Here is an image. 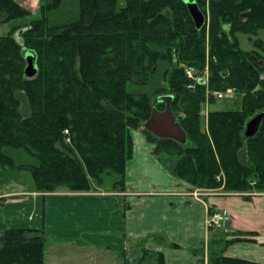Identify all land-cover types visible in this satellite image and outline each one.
Segmentation results:
<instances>
[{"label": "trees", "instance_id": "16d2710c", "mask_svg": "<svg viewBox=\"0 0 264 264\" xmlns=\"http://www.w3.org/2000/svg\"><path fill=\"white\" fill-rule=\"evenodd\" d=\"M62 1L40 0L38 17L0 35V173L29 170L39 192L97 191L116 174L111 191H125L133 131L142 128L177 179L250 193L247 200L264 193V117L255 134H246L248 122L264 112V0H78L77 20L52 25L49 14ZM187 1L204 13L201 27ZM32 13L21 0H0L3 23ZM239 34L249 36L252 49L241 46ZM27 51L35 56L32 77ZM160 62L167 65L162 85L130 90L147 85ZM228 88L241 95L240 108L211 110L205 121L203 106ZM166 95L187 142L144 128L155 108L165 110L166 102L155 99ZM10 149L27 163H17ZM234 235L221 252L253 241L247 236L255 232ZM45 251L43 228L0 233V264H44ZM158 264H165L162 254ZM207 264L258 263L220 254Z\"/></svg>", "mask_w": 264, "mask_h": 264}, {"label": "crops", "instance_id": "0c3cea01", "mask_svg": "<svg viewBox=\"0 0 264 264\" xmlns=\"http://www.w3.org/2000/svg\"><path fill=\"white\" fill-rule=\"evenodd\" d=\"M133 138L125 191L61 187L39 192L34 185L0 193V233L43 228L44 264H144L147 258L158 264L159 254L165 264H207L220 254L264 264V193L247 200L243 193L218 188L194 197L193 187L167 170L140 130L133 131ZM211 212L227 219L211 229ZM237 231L255 232L247 236L253 241L230 244L221 252L223 241Z\"/></svg>", "mask_w": 264, "mask_h": 264}, {"label": "rangeland", "instance_id": "374dc122", "mask_svg": "<svg viewBox=\"0 0 264 264\" xmlns=\"http://www.w3.org/2000/svg\"><path fill=\"white\" fill-rule=\"evenodd\" d=\"M21 3L24 6H27L28 9H30L31 12H33V13L27 17L16 19V20H13V21H10L7 23H3L0 21V35H6L10 31L12 26H15V27L16 26H25L26 24H28L31 21V19L38 17L40 15L38 13V11H36L38 6H32L29 3L25 2L24 0H21ZM78 18H79L78 0H63L61 6L49 14L50 24H52V25L53 24L67 23L70 21L77 20ZM19 31L17 33H15V35L17 37L19 36ZM248 37H249L248 35L239 34L241 46L246 50L252 49V43L250 42ZM259 37L264 39V31H260ZM26 54H27V56L33 55V53L31 51H27ZM166 68H167L166 63L160 62L158 65L157 71L154 75V78L147 85H139V86L131 85L130 90L135 91V92L136 91L149 92L155 86L162 85V83H163V72ZM155 101H156V99H155ZM240 102H241V95L237 92L234 93L233 97L225 96L222 99L216 98V101L214 103L209 104V105L206 104L203 106L202 115L205 118L207 111H209V110L213 111L215 109H229V110L239 109L240 108ZM203 124H204V122H203ZM205 126L203 125V128ZM138 130L141 131L142 128H140ZM185 142H187V141H185ZM9 153L15 158L17 163H23V162H26L29 160L26 157V155H23L21 152H19L17 150L10 149ZM165 162L167 164L171 163L170 161H165ZM117 179H118V175H116V174L108 177L107 183H106L104 189H110L111 190L112 182L114 180H117ZM185 183H187V182H185ZM190 186H192V185H190ZM24 188L25 189L34 188V180H33L31 172L29 170H25V169H12L9 167H5L3 169V173H0V193H3V192L9 193V192H14V191L21 190V189L24 190ZM219 188H222V187H219ZM193 189L194 190L190 194L193 195L194 197L200 198L202 196H206V195L211 194L212 192H215V190L218 188L210 189V188L193 187ZM243 194L246 195V194H250V193H243ZM259 194H262V193H259ZM109 264H112V262ZM113 264H121V261L113 262ZM144 264H154V262L150 258H147L145 260ZM201 264H203V263H201Z\"/></svg>", "mask_w": 264, "mask_h": 264}, {"label": "water", "instance_id": "95a60500", "mask_svg": "<svg viewBox=\"0 0 264 264\" xmlns=\"http://www.w3.org/2000/svg\"><path fill=\"white\" fill-rule=\"evenodd\" d=\"M187 3L190 14L194 19L196 26L201 27L205 22L204 13L196 2L187 1ZM26 60V74L32 77L37 72L35 56H27L26 54ZM172 98L173 97L171 95L159 96L156 98L157 102H166V108L163 111L155 108L152 111L150 118L145 122L144 128L148 129L159 137H169L177 139L181 142H185L186 134L171 110ZM263 117L264 112L260 113L248 122L246 127L247 135H253L257 132Z\"/></svg>", "mask_w": 264, "mask_h": 264}, {"label": "built area", "instance_id": "2783aa9c", "mask_svg": "<svg viewBox=\"0 0 264 264\" xmlns=\"http://www.w3.org/2000/svg\"><path fill=\"white\" fill-rule=\"evenodd\" d=\"M24 1L29 3L32 6H39V4H40V0H24ZM187 74L189 77H192L193 76V70L188 69ZM234 93H235L234 89L228 88L226 91H215L213 94L217 99H222L225 96L233 97ZM226 219H227V217L223 213L215 212V213L210 214L208 216L207 224L209 227L221 226V222L223 220H226Z\"/></svg>", "mask_w": 264, "mask_h": 264}, {"label": "bare ground", "instance_id": "6f19581e", "mask_svg": "<svg viewBox=\"0 0 264 264\" xmlns=\"http://www.w3.org/2000/svg\"><path fill=\"white\" fill-rule=\"evenodd\" d=\"M65 133H68V131H65Z\"/></svg>", "mask_w": 264, "mask_h": 264}]
</instances>
